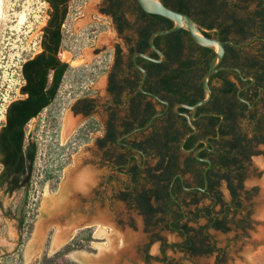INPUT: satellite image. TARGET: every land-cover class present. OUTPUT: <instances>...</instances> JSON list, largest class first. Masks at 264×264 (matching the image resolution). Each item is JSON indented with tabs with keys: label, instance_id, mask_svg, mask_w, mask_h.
Wrapping results in <instances>:
<instances>
[{
	"label": "rangeland",
	"instance_id": "1",
	"mask_svg": "<svg viewBox=\"0 0 264 264\" xmlns=\"http://www.w3.org/2000/svg\"><path fill=\"white\" fill-rule=\"evenodd\" d=\"M2 4L0 130L6 122L9 104L23 97L21 88L25 84V80L22 67L28 58L41 51L43 30L48 21V4L45 0H3ZM97 4L98 0H95L89 5L86 9V19L83 20L79 14L81 10H72V16L65 27L62 48V59L70 63L71 71L66 76L56 102L29 124L28 132L33 140L39 142L40 146L35 177V182L38 183L31 192L32 209L36 208L38 204L36 215L34 216V213L31 215L34 229L31 237L23 245L19 244V236L14 235V247L12 250H8L11 255L4 258L3 261L6 264H21L22 262L25 264L29 244L33 240L38 226L45 221L44 224L47 225L40 256L41 262L45 255L53 256L82 229L89 226L93 230L92 248L95 252L76 250L67 255L69 259L78 264L93 263L76 260L75 253L99 256L100 248L112 252L117 247L125 250L124 254L119 257L118 264H264V241L256 237L259 227L264 225V222L257 216L261 192L257 181L264 176V171L256 162L260 158H264V155L253 158L250 177L244 182L245 189L253 194L247 198L243 194L244 192H241V206L232 210L229 215V219L232 220L231 229L227 232L209 230L212 241L221 250L211 255L192 257L172 248L166 249L163 254L162 242L153 241L156 234L164 237L170 244L180 243L183 238L177 232L166 229L162 223L158 226L147 225L146 218L133 205L113 197V188L119 192L121 186L116 179H108V176L115 174L114 168L102 163L104 151L99 148L97 143L109 113L111 98L107 92V85L112 72V63L101 64L103 68L100 76L92 86L88 82L91 73L86 72L85 65L90 64V66L99 68V64L96 63L98 55L102 56V60L109 55L113 56L117 44L122 47L123 55L127 59L130 49L127 39L133 36V30L127 29L121 34L112 20L111 23H106L108 26L99 24V22L105 23L108 20L92 16L93 11L97 12ZM132 5L133 3H128L126 16L133 23L136 17L131 8ZM85 22L89 23L82 28ZM97 27H100V33L94 38L92 31ZM83 95L94 99L96 103V111L92 118L96 128L95 133L85 138L84 145L73 156L68 159L63 154L61 159L59 144L61 142L64 145L70 143L78 135L79 127H84L88 122H91H85L87 118L82 114L75 115L73 110L74 103ZM124 109L122 107L118 110L121 117L125 116ZM69 117L76 120L71 126H68ZM240 125L245 132L251 135V127L247 123L240 122ZM141 139L142 136H139L138 140ZM260 150H264V144L260 146ZM151 163H154L153 159ZM61 166L62 170L59 169ZM74 169H77L78 172L85 171V173L89 171L92 176L89 184L82 183V186L75 190L70 188L66 180ZM49 173L52 176L51 180L47 179ZM117 176L123 180L128 181L129 179L127 175ZM127 183L130 184V182ZM144 186L150 187V184L141 182L140 187ZM219 191L224 201L231 204L232 195L227 182H221ZM21 197L22 193H19L6 198L5 204L18 203ZM199 198L198 204H193L188 195L183 196L180 200L188 211L213 205L210 198ZM54 201L57 203L56 205H54ZM215 209L219 212L222 205H217ZM99 216L101 218H98ZM206 224L207 220L205 219L199 222H190V225L197 229ZM63 229L66 230L63 244L59 248L53 249L54 238L57 232ZM13 231H17V222L8 218H0V235L9 237ZM26 237L27 235H25V239ZM111 257L106 262L115 259L111 260ZM157 258L161 260L168 258L169 260L163 262L158 261Z\"/></svg>",
	"mask_w": 264,
	"mask_h": 264
},
{
	"label": "flooded vegetation",
	"instance_id": "2",
	"mask_svg": "<svg viewBox=\"0 0 264 264\" xmlns=\"http://www.w3.org/2000/svg\"><path fill=\"white\" fill-rule=\"evenodd\" d=\"M45 1L48 4V21L44 27L43 35L58 30L63 35L64 43L65 27L72 16V10H81L79 12L81 20L86 19V9L95 0ZM233 1L231 0L232 3H234ZM76 2L77 5H75ZM126 4L127 0H98L97 12L93 11L92 16L106 18L107 22H99L102 26H108L106 23H111V20L116 24L117 18L124 19ZM220 5H223L222 0ZM240 5L247 10L246 15L253 18L246 26V32L250 34V37L238 44L233 41H223L226 53L221 63L222 69L218 72L221 73L220 76L210 83L213 91L212 98L205 105L208 106L207 109L202 111L198 109L195 114L182 106L190 104L181 101L182 94L179 92L181 90L179 86L175 88V91H161V93L156 92L153 88L158 80L155 75L160 71V68L153 64L168 63V71L171 74L174 69L179 67L174 62L173 56L168 57L163 50L170 47V39H163L160 47L157 46L165 54L166 58L163 62L137 57L138 63L139 58L146 59L145 64L149 67L147 69L139 63L147 72L143 89L140 88L143 72L135 61V55L138 52L133 53L130 48L127 59H125L123 51L119 56L117 55L116 50L119 44L116 45L112 57V72L107 85V92L111 98L109 113L105 127L97 141L99 148L104 151L102 163L114 168L115 174L108 176V179H116L121 186L119 192L113 188L114 198L128 203L123 198L124 194L132 187L138 188V184L140 186L141 182L148 184L150 182H171L170 191L173 201L177 203H183L180 199L187 195L193 201L195 195L192 193L196 191H198L196 197H210L211 201H215L211 182H234L238 196L234 197L231 192L232 210L238 208L239 201L242 203L241 192H244L243 194L247 198L252 196L253 193L245 189L244 182L250 177L254 156L264 155V150H260V146L264 144V0H242ZM88 23L84 24L82 28ZM181 39L184 43V54L187 56L191 47L196 45L187 35L182 36ZM228 44L233 48L231 53L227 50ZM41 50H43L42 45ZM62 54L61 51L59 53L61 59ZM145 54L155 59H161V56L151 46ZM184 58L186 59V57ZM62 61L64 60L62 59ZM114 74L118 77L117 79L120 78V83L124 87V90L119 93L120 96L110 91L111 77ZM185 75L184 79L176 78L177 82L182 81L186 86H189V75ZM139 78L141 81L138 90L132 92L133 81ZM217 88L223 89L218 96L215 92ZM140 103H142L143 109L141 115H138L134 108ZM122 107L125 108L123 117L118 114V110ZM220 109L232 113L236 121L247 123L251 127V135L247 136L249 139L246 143L247 150L244 153L236 154V160L231 169L224 165L225 154L220 147L222 140L220 128L225 121V114L219 111ZM73 110L75 115L82 114L87 118L85 122L91 121L96 111L95 100L87 95L80 96L74 103ZM146 114L152 116L145 125L139 126L137 121V124L128 130V122H130L128 120L141 119L140 117ZM188 116L194 119L190 120ZM217 119H220V122L215 124ZM190 122L197 127V131L184 143L185 137L194 132ZM94 133L95 130L89 132L88 135ZM114 135L117 136L116 142H108L105 146L101 145L100 140ZM139 136H142L141 140H138ZM181 137H183L182 140H180ZM113 147H116L115 150ZM152 159L154 163H151ZM108 161L109 163H106ZM226 173L231 175L230 180L224 178ZM117 175H127L129 179L128 181L123 180ZM108 182L110 181L108 180ZM37 183L34 182V187ZM181 186L182 189H180ZM34 187L31 192L35 189ZM205 188H207L206 191L203 190ZM173 190H175V194ZM216 190H219V186ZM153 202L156 203L157 199L154 198ZM134 207L146 218L141 209ZM17 233L19 236L18 229ZM10 255L8 250L2 251L0 264H6L3 259Z\"/></svg>",
	"mask_w": 264,
	"mask_h": 264
},
{
	"label": "trees",
	"instance_id": "3",
	"mask_svg": "<svg viewBox=\"0 0 264 264\" xmlns=\"http://www.w3.org/2000/svg\"><path fill=\"white\" fill-rule=\"evenodd\" d=\"M168 7L186 13L193 17L199 24L206 29L217 28L215 34L206 33L207 36H219L222 41H233L238 44L250 37L246 32V26L253 18L246 15V9L240 4L242 0H162ZM133 3L132 10L136 15V20L132 23L126 16L128 3ZM135 4V5H134ZM126 14L124 19H116L119 32L122 34L127 29L133 30V36L127 41L133 53H146L150 49V37L159 30L170 29L174 26V22L160 15L149 14L143 10L138 0H127ZM187 35L191 41L197 46H192L188 55L184 54V43L182 36ZM163 39H170L172 48L163 49L168 57L173 56L174 62L179 67L173 70L171 74L168 71V63L153 64L160 68L155 75L158 77L156 85L153 87L156 92L175 91L179 86L181 90V101L190 105H195L204 98L203 79L210 67V63L215 56V51L210 48L198 45L193 39L190 32L181 29L172 34L161 35L155 39L156 46L160 47ZM43 50L34 56L28 58L22 67V73L25 84L21 88L23 97L11 102L6 112V122L0 130V218H8L17 222L19 232V244L23 245L27 239L31 237L34 229V221L31 215L36 208L31 203V190L34 187L37 166L39 161L40 146L37 140H33L28 132L29 124L32 120L39 117L46 109L51 107L58 99L61 89L64 85L66 76L71 71L69 63L62 61L59 53L62 51L63 35L60 31H53L43 35ZM119 45L116 53L119 56L123 51ZM229 53L233 51L230 44L227 45ZM52 51H54L53 54ZM186 57V59L184 58ZM144 58H139V63L149 68ZM119 62V59H118ZM185 74L189 75V86L176 78L184 79ZM221 73H216L211 79L212 81L219 77ZM118 75V74H117ZM119 76V75H118ZM114 74L111 77L110 91L119 94L124 90L121 81ZM141 78L133 81L132 92L138 90ZM229 86V85H228ZM230 90V87H228ZM228 90V91H229ZM223 89H215L216 96L220 95ZM120 96V94H119ZM118 96V97H119ZM208 106L200 107V111L207 109ZM142 103L137 104L134 108L138 115L142 112ZM225 114V121L221 125L220 131L222 140L220 147L224 150V165L231 169L235 163L236 154L244 153L247 150L246 144L249 139L248 133L245 132L239 121H236L232 113L220 109ZM151 114H146L133 121L128 120V130L135 124L139 126L145 125L151 118ZM220 119L215 120L218 124ZM94 122H88L86 126L80 129L78 135L80 138L89 137V132L95 130ZM184 136V135H183ZM181 137L180 140H182ZM117 136H109L100 140L102 146L108 142H116ZM141 144V143H140ZM62 166L59 168L62 170ZM231 175L225 174L224 178L230 180ZM52 178L49 175V180ZM44 183V182H43ZM230 191L234 197L238 196L234 182H227ZM171 182H150V187H132L127 191L123 198L131 205L142 210L146 215L147 225L163 224L166 229L177 232L183 241L180 243L170 244L164 237L159 234L154 236L153 241L162 242V252L165 254L166 249L183 252L192 257L211 255L217 251H221L215 242L212 241L209 233L210 229L227 232L231 229L229 215L232 211V203H226L219 190H216L221 182H211L214 199L211 207H199L195 211H188L185 204L173 201L170 191ZM204 186V183H202ZM242 186V185H241ZM182 189V186L180 187ZM22 193L18 203L12 202L5 204V199ZM175 194V190H173ZM198 191L192 193L195 195L193 204H198L200 198L196 197ZM157 202L154 203L153 199ZM210 198V197H208ZM213 199V200H214ZM212 200V198H211ZM222 204V209L216 211V206ZM238 208L241 202L237 203ZM207 220V224L200 228L190 225L191 221L199 222ZM25 235H27L25 239ZM94 241L93 230L91 227L82 229L63 249L53 256L45 255L41 264H78L67 257V255L76 250H87L95 252L92 248ZM148 258H151L148 256ZM158 261L167 262L165 258ZM23 264V262L21 263Z\"/></svg>",
	"mask_w": 264,
	"mask_h": 264
},
{
	"label": "water",
	"instance_id": "4",
	"mask_svg": "<svg viewBox=\"0 0 264 264\" xmlns=\"http://www.w3.org/2000/svg\"><path fill=\"white\" fill-rule=\"evenodd\" d=\"M138 2L140 4V6L143 8V10L146 11L147 13L154 14V15H160V16H163V17L174 22V26L172 28L166 29V30L156 31L150 37V46L152 47L153 50H155L161 56V59L152 58L148 54H145L142 52H138L135 55L136 64L143 72V81L140 85L141 89H143V85H144L145 80H146L147 72L143 67H141L139 65V63L137 62V57L141 56V57H144L146 59H149V60H152L155 62H163L166 58L165 54L155 44V39L158 36L172 34L176 31L184 29V30L191 33L193 39L195 40V42L198 45H200L202 47L213 49L215 51V56L213 57V59L210 63L209 70L204 75V79H203L204 98L195 105H186V104L182 105L183 107L193 111V113L195 114L200 107L205 106L210 102V100L212 98V94H213L212 87L210 84L211 79H212L214 74L218 73L219 70L222 69L221 63H222L224 56H225V53H226L225 43L219 38V36H211L210 37V36L206 35V33L215 34L216 32H218V29L217 28H214L211 30L206 29L205 27H203L201 24H199L190 15L168 7L167 5H165V3L162 0H138ZM221 117H223V115H221ZM189 118H190V120L194 119L192 117H189ZM190 123H191L192 128L194 129V132L189 133L185 137L184 143L187 141V139L191 135L195 134L197 131V127L192 122H190ZM260 188H261V186H260ZM206 189L207 188H205L203 190L206 191ZM45 235H46V232L44 231L41 235L40 244L37 246L34 254H31L32 258L31 259L27 258L25 264H41L40 256L42 253V245H43V242L45 239ZM262 241H264V240H262ZM119 253H120L119 255L124 254L123 251L119 252ZM118 263H119V259L114 261L113 264H118ZM94 264H111V263L106 262L105 260L103 262H101V261L98 262V260L96 259Z\"/></svg>",
	"mask_w": 264,
	"mask_h": 264
},
{
	"label": "bare ground",
	"instance_id": "5",
	"mask_svg": "<svg viewBox=\"0 0 264 264\" xmlns=\"http://www.w3.org/2000/svg\"><path fill=\"white\" fill-rule=\"evenodd\" d=\"M2 3H3V0H0V21H1L2 12H3V7H2L3 4ZM75 121L76 120L74 118L69 117L68 126H71L72 124H74ZM256 164L259 165L262 168V170L264 171V158H260L259 160H257ZM86 173H85V171L78 172L77 169H74L69 173V176H68L66 182H68V185L70 186V188L72 187V189H74V190L79 189V187L82 186V183L89 184V182L92 180L91 173L89 171H86ZM257 182L261 186V192H260V198H259L260 206L257 210V216L259 217V219H261V221L264 222V176L261 178V180H258ZM56 204L57 203L54 201V205H56ZM44 223H45V221H44ZM44 223H42L38 226L36 233H35V236L29 244V247H28L27 252H26L28 259L32 258L31 254H34L37 246L40 244L41 235L46 230V225H47V224L45 225ZM64 232H66L65 229L57 232V234L54 238L53 249L59 248L63 244V241L66 237ZM256 237L259 238V240L260 239L264 240V225L259 227L258 234H256ZM113 253H116V252H111L107 249L100 248V258L98 259V262H100V261L103 262L105 259L110 258V255ZM74 258L80 262H83V263H93L94 264L96 261L94 258H92V256H88L85 253L84 254L83 253H75Z\"/></svg>",
	"mask_w": 264,
	"mask_h": 264
},
{
	"label": "built area",
	"instance_id": "6",
	"mask_svg": "<svg viewBox=\"0 0 264 264\" xmlns=\"http://www.w3.org/2000/svg\"><path fill=\"white\" fill-rule=\"evenodd\" d=\"M100 33V27H97L96 30L92 31V35H94L93 37H97V34ZM95 41V39H94ZM112 57L111 55L105 57L104 60H102V56H100V54L98 55V59L96 61L97 64H99V68L95 67V66H90V64H86V72H90L91 73V77L88 78V82L89 85L92 86L95 84V82L97 81V79L100 76V72L102 71L103 66H101L102 63L107 64L108 63H112ZM106 67V66H105ZM85 142V138H80L78 136H75L74 140H71L70 143L64 145L62 142L59 144L60 148V156L62 159V155L65 154V156L69 159L71 156H73L76 151H78ZM64 150V151H63Z\"/></svg>",
	"mask_w": 264,
	"mask_h": 264
},
{
	"label": "crops",
	"instance_id": "7",
	"mask_svg": "<svg viewBox=\"0 0 264 264\" xmlns=\"http://www.w3.org/2000/svg\"><path fill=\"white\" fill-rule=\"evenodd\" d=\"M94 10H95V8H94ZM84 24H86V22L83 23V25ZM98 218H101V216H99ZM14 235H18L17 231H13L12 233H10L9 237L0 235V255H1V252L4 250H12L13 249V247H14V240L13 239H15ZM122 251L124 253L125 250H123V249L121 250V248H118V247L116 249L112 250V252H116V253H113L110 255V257L112 256L111 260L113 258H115L113 261H110L111 264H113L114 261L119 259V257L121 256V255H119L120 254L119 252H122ZM90 256H92V258H94L95 260L96 259L98 260L100 258V255L99 256L90 255ZM108 259H110V258H108ZM105 261H106V259H105Z\"/></svg>",
	"mask_w": 264,
	"mask_h": 264
}]
</instances>
